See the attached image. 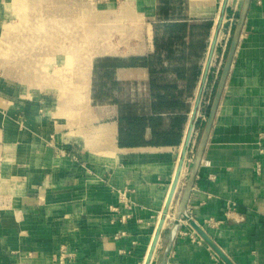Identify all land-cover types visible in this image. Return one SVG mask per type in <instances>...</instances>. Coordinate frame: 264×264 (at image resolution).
<instances>
[{
  "label": "crops",
  "instance_id": "1",
  "mask_svg": "<svg viewBox=\"0 0 264 264\" xmlns=\"http://www.w3.org/2000/svg\"><path fill=\"white\" fill-rule=\"evenodd\" d=\"M83 1L100 21L26 22L46 5L0 0L1 32L48 28L52 38L39 44L54 48L45 70L24 58L21 75H6L22 83L0 87V264H145L192 125L150 264H228L190 218L234 264H264V0L250 2L189 197L190 218L181 219L212 103L203 94L211 87L214 97L223 66L218 76L214 67L225 62L219 37L236 25L245 0L52 2L61 13L63 4ZM35 40L24 36L21 44ZM62 46L72 53L63 57ZM104 57L139 59L115 72L121 86H134L128 101L95 103V62Z\"/></svg>",
  "mask_w": 264,
  "mask_h": 264
},
{
  "label": "rangeland",
  "instance_id": "2",
  "mask_svg": "<svg viewBox=\"0 0 264 264\" xmlns=\"http://www.w3.org/2000/svg\"><path fill=\"white\" fill-rule=\"evenodd\" d=\"M39 1V5L42 6V4L46 5V12L45 13H30L29 16L26 14L25 16L22 17V20H25L27 22L28 20H32L33 22H37L39 20L46 22V25L53 26L54 22L60 23L62 20H64V17L67 16L68 19L70 18L68 15H71L72 17H83V19H89V20H94V21H100L102 19L101 15L95 14V13H87L85 11L86 4L85 2H77L72 5L68 4H63L62 9L63 12L59 13V11L56 9V6L53 4V0H37ZM31 17V18H29ZM16 16H14L13 21L16 20ZM20 20V17H19ZM60 21V22H59ZM52 24H49V23ZM17 25V24H16ZM42 25V24H40ZM83 24H78L79 30L80 27ZM13 27L8 30H5L3 32L0 31V87L6 86V85H20L22 83V79H11L7 78L6 75L7 73L12 75V74H22V61L25 58V60L31 59L33 60V63L31 64L30 67H33L36 70H45L47 63L43 61V58L50 53V50H53L54 48L52 46H43V44H39L40 40H43L44 38H52L53 36V30L43 29V30H25L23 31L21 29V24H18L16 28ZM235 24L230 28H223L222 31V38L219 42V48L221 50L220 53V61H224L226 57V52L229 49V44L233 36ZM70 32L68 31H62L63 38H67ZM26 36L29 40L32 38L38 39L35 40L34 42H30V45H22V37ZM68 40V39H67ZM48 41V40H47ZM49 42V41H48ZM58 49V48H56ZM64 49L65 46L61 47L62 50V55L63 57L65 56L64 54ZM26 65V71H27V66L28 63H25ZM110 62L104 61L101 66L97 68V74L95 75L96 80L99 82L98 85V90L99 94L101 95V91H109L111 94L115 92L116 88H113V80H116V74L113 72V67L110 66ZM222 64V65H221ZM217 64L214 67V72L216 74V71L222 68L223 62ZM219 67V69H218ZM219 74V73H218ZM216 74V75H218ZM103 79H106L107 85L106 88L104 89L101 87V81ZM25 80V79H24ZM27 81V80H26ZM121 91L123 94H121L118 99L121 101H128L129 98L132 97V94L134 93V86L129 83H125L120 87ZM114 90V91H113ZM213 89L211 87L207 88V97L210 96L212 93ZM105 98V96H104ZM207 105V103H206Z\"/></svg>",
  "mask_w": 264,
  "mask_h": 264
},
{
  "label": "water",
  "instance_id": "3",
  "mask_svg": "<svg viewBox=\"0 0 264 264\" xmlns=\"http://www.w3.org/2000/svg\"><path fill=\"white\" fill-rule=\"evenodd\" d=\"M250 2H251V0H245L244 6L241 10L240 16H239L238 21H237L235 28H234V32H233V36H232V39L230 42L229 50H228V53H227V56H226V59H225V62H224V65H223V68L221 71V75H220L219 82H218V85L216 88V92L214 94V97H213V100L211 103L209 116H208V119H207V122H206V125L204 128L200 143L198 145L194 164H193L192 170L190 172V176H189V179H188V182H187V185H186V188L184 190V194H183V197L181 200L178 219H181L182 216H185L186 218H190L189 213L187 211V205H188L189 197H190V194L192 192V188H193V184H194V181H195V178L197 175L198 168H199L201 160L203 158V154H204V151H205V148L207 145V141L209 138V134L211 132V128H212V125H213V122L215 119V115H216V112H217V109H218V106H219V103H220V100H221V97L223 94V90H224V87H225V84L227 81V77H228L231 65L233 63V59H234V56H235V53L237 50V46L239 43V39L241 36V32L243 29V25L245 22V18L247 15V11H248ZM215 44H216V41L214 40L212 51L215 48ZM211 58H212V56L210 55V58H209L208 64H207V68H206V72H205L204 81H206L207 76H208ZM201 95H202V91H201V94H200V97L198 100L199 102L201 99ZM193 127L194 126L192 125L190 128V131H189V134L187 137V141H186V145H185V148L183 150V155L179 161L177 172H176L170 193L168 195L165 207L163 209V214H162V217L160 218V221H159V224H158V227H157V230H156V233H155V236H154V239H153V242H152V245H151V248H150V251H149V254L147 256L145 264L151 263L153 255H154L155 250L157 248V245H158V242H159V239L161 236V232H162L163 226L165 224L166 215L169 212V208H170L171 203L173 201L175 191H176L179 179H180L184 160H185V157L187 154L188 145H189L190 140H191ZM190 221L193 224V226L200 232V234L203 236V238H205L212 245V247L226 260V262L228 264H234L229 259V257L215 244V242L209 237V235L202 229V227L198 223L195 222V220L190 218ZM178 226H179V222H178V220H176V222L174 223V226H173V235L176 233Z\"/></svg>",
  "mask_w": 264,
  "mask_h": 264
},
{
  "label": "trees",
  "instance_id": "4",
  "mask_svg": "<svg viewBox=\"0 0 264 264\" xmlns=\"http://www.w3.org/2000/svg\"><path fill=\"white\" fill-rule=\"evenodd\" d=\"M138 60H139L138 58H133L130 61H127V60L117 58V57H104V58L96 59L95 69H94V83H93V98H94L95 103H105V102H110V101L122 102L120 99H118L114 95V93L111 94L107 90L105 91L103 90L101 91L102 92L101 95L99 94V90H98L99 82L95 78V75L97 74V68L101 66L104 61H107L111 63L110 66L113 67V72L115 73L116 69H118L119 67L134 65L138 63ZM112 83H113V86H115L113 88H116L115 90L120 89L121 85L119 84L117 80H113ZM106 85H107L106 79H103L101 81V87L104 89V87L106 88ZM162 99H161V103H164V98ZM125 103H126L125 105H127V109L129 111H132L133 110L132 104L129 102H125Z\"/></svg>",
  "mask_w": 264,
  "mask_h": 264
},
{
  "label": "bare ground",
  "instance_id": "5",
  "mask_svg": "<svg viewBox=\"0 0 264 264\" xmlns=\"http://www.w3.org/2000/svg\"><path fill=\"white\" fill-rule=\"evenodd\" d=\"M18 12H19V11H18ZM20 12H21V11H20ZM21 14H22V13H21ZM18 17H19V16H18ZM26 25H27V24H26ZM87 30H88V29H87ZM80 31H81V30H80ZM80 31H79V32H80ZM86 32H88V31H86ZM218 34H219V33H218ZM220 36H221V35H220ZM84 37H88V39H89V35H88V36H84ZM82 39H83V38H82ZM86 39H87V38H86ZM86 39H84V40H86ZM88 39H87V40H88ZM220 39H221V38L219 37V40H220ZM78 40H79V39H78ZM59 41H60V40H59ZM83 42H84V41H83ZM83 42H82V43H83ZM219 42H220V41H219ZM85 43H87V42L85 41ZM88 43H89V41H88ZM100 43H101V42H100ZM60 44H61V43H60ZM78 44H79V42H78ZM68 45H69V44H67V46H68ZM88 45H89V44H88ZM95 45H96V44H95ZM65 46H66V45H65ZM81 46H83V47H87V46H85V45H81ZM210 46H211V45H210ZM68 47H69V46H68ZM95 47L97 48V47H99V45H97V46H95ZM95 47H94V48H95ZM102 47H103V46H102ZM79 48H80V47H79ZM109 48H110V47H109ZM70 49H71V48H70ZM87 49H88V48H87ZM97 49L100 51V53H101V52H102V53H103V52H104V53H105V52H106V53L111 52V50H110L111 48H110V49H103V50H100L99 48H97ZM97 49H96V50H97ZM64 50H65V49H64ZM81 50L83 51V49H81ZM93 50H94V49H93ZM59 51H60V50H59ZM69 51H70V50H69ZM74 51H76V50H74ZM74 51H73V53H74ZM84 51H85V49H84ZM99 51H97V53H99ZM61 52H62V51H61ZM76 52L78 53V52H81V51H76ZM65 53L69 55V54H71L72 52H71V53L64 52V54H65ZM84 53H85V52H84ZM86 53H87V52H86ZM88 53H89V52H88ZM88 53H87V54H88ZM78 54H79V56H80V53H78ZM81 54H82V53H81ZM94 54H95V53H94ZM88 55H89V54H88ZM90 55H91V54H90ZM73 56H74V55H73ZM82 56H83V55H82ZM84 56H87V55L84 54ZM77 57H78V56H77ZM70 58H71V56H70ZM79 58H80V57H79ZM79 58H78V60L80 61ZM86 59H87V58H86ZM73 60H75V59H73ZM82 64H84V62H83ZM77 65H79V64H76L75 66L77 67ZM87 65H89V60H88V62H87V64H86V67H87ZM88 67H89V66H88ZM83 68L85 69V67H83V66L80 65L78 70H79V71H80V70H83ZM34 70H35V69H34ZM76 70H77V68H76ZM85 71H86V69H85ZM85 71H84V72H85ZM35 72H36V71H35ZM87 72L89 73V71H87ZM79 73H80V72H79ZM82 73H83V72H81L80 74L82 75ZM88 73H86V75H87ZM35 74H36V73H35ZM87 76H89V75H87ZM87 76H84V77H86V79H87ZM84 77H83V78H84ZM81 79H82V77H81ZM83 81H84V80H83ZM85 81H86V80H85ZM85 81H84V82H85ZM196 90H197V89H196ZM195 93H196V92H195ZM203 97H204V96H203ZM195 122H196V121H195ZM193 132H194V131H193Z\"/></svg>",
  "mask_w": 264,
  "mask_h": 264
},
{
  "label": "built area",
  "instance_id": "6",
  "mask_svg": "<svg viewBox=\"0 0 264 264\" xmlns=\"http://www.w3.org/2000/svg\"><path fill=\"white\" fill-rule=\"evenodd\" d=\"M218 76V75H217ZM207 92H205L204 94H203V102H204V104H206L207 103V105H209L210 103H211V101H212V98H213V91H212V93L210 94V96L209 97H207ZM192 152H194L193 150H192ZM194 153H192V156L189 158V159H193V155ZM188 155V151H187V154H186V156ZM186 158V157H185Z\"/></svg>",
  "mask_w": 264,
  "mask_h": 264
}]
</instances>
